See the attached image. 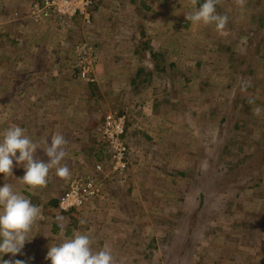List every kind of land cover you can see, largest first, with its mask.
Masks as SVG:
<instances>
[{"label":"rangeland","instance_id":"374dc122","mask_svg":"<svg viewBox=\"0 0 264 264\" xmlns=\"http://www.w3.org/2000/svg\"><path fill=\"white\" fill-rule=\"evenodd\" d=\"M34 1L0 0V133L22 127L45 163V141L64 135L70 176L61 179L53 168L46 187H30L18 179L24 168L15 160L12 176L0 173V186L9 183L41 209L21 252L2 259L51 264L49 247L80 232L94 250H110L114 264L264 263V186H253L256 177L264 185V158L252 162L256 177L243 182L249 177L221 178L217 159L197 171L196 153L212 150L220 133L240 139L264 132V0L243 7L219 0L217 13L228 16L223 31L186 20L199 1L96 0L90 23L76 18L69 26L34 21L27 14ZM80 41L95 53L92 81L75 75ZM140 67L147 72L136 76ZM242 82L251 86L243 91ZM109 112L125 116L127 169L95 172L105 189L78 213L61 212L69 210L49 202L73 176L96 163L110 168L97 134ZM190 170L192 177L181 175ZM225 179L243 183L216 192L212 182ZM186 240L188 252L181 251Z\"/></svg>","mask_w":264,"mask_h":264},{"label":"clouds","instance_id":"9594fccd","mask_svg":"<svg viewBox=\"0 0 264 264\" xmlns=\"http://www.w3.org/2000/svg\"><path fill=\"white\" fill-rule=\"evenodd\" d=\"M197 3L198 0H192L194 6ZM218 3L219 0H204L193 12L185 14V18L194 25L214 24L217 31H223L228 16L217 13ZM235 3L243 7L245 0H235ZM250 86V82H242L240 88L246 91ZM249 103H252L251 99ZM261 111L259 107L255 109L257 115ZM45 143L46 147L43 149L50 158L47 163L39 157H34L39 145L25 135V129L20 126L8 127L0 133V173L12 176L15 160L17 165L24 168V175L18 179L30 187H46L49 171L53 168L57 177L69 178L70 169L65 160L67 140L64 135H52L50 146L46 141ZM61 161H64L63 165ZM40 213L38 205L33 204L23 194L15 192L9 183L0 186V264H26L23 260L10 261L3 260L2 257L7 253L16 256L21 252L25 241L29 239L26 233L30 231ZM85 223V220H80L81 225ZM92 244L93 241L88 234L74 232L70 238L50 246L45 259L50 260L51 264H114L110 250H94Z\"/></svg>","mask_w":264,"mask_h":264},{"label":"built area","instance_id":"2783aa9c","mask_svg":"<svg viewBox=\"0 0 264 264\" xmlns=\"http://www.w3.org/2000/svg\"><path fill=\"white\" fill-rule=\"evenodd\" d=\"M96 0H37L30 4L27 14L34 21L48 22L54 20L60 24L70 25L76 18L85 23L91 22L90 7ZM74 49L75 75L80 79L92 81V64L94 51L86 42H77ZM125 116L107 113L97 128V134L104 144L103 153L110 158V168L96 163L89 172H81L73 176L67 183L65 191L59 198L58 205L62 210H70L83 206L94 199L104 187L94 177L95 172H109L127 169L128 144L125 133ZM116 166H115V165ZM119 174V173H116Z\"/></svg>","mask_w":264,"mask_h":264},{"label":"trees","instance_id":"16d2710c","mask_svg":"<svg viewBox=\"0 0 264 264\" xmlns=\"http://www.w3.org/2000/svg\"><path fill=\"white\" fill-rule=\"evenodd\" d=\"M198 1H199V6H200V4H202L204 2V0H198ZM97 6H98V4H95V5L90 7L89 11L91 10V14L97 8ZM260 18H263V17L260 16L259 21H260L261 25H264V21H263L264 19H260ZM143 35H144V32H143ZM137 46H139V45H137ZM188 46H185L184 48H186ZM137 70L138 71H136L137 72L136 76H138V75L140 76V73L141 72L144 73V71H145V69L143 67H140ZM145 72H147V71H145ZM86 86L89 87V89L92 91L98 90V87H97L95 82H87ZM118 113L122 114V111H119ZM118 113H117V115H118ZM226 120H228V119H226V117H224L222 121L225 122ZM233 127H234L233 130H235V128H240L241 127L240 121L237 120L233 124ZM126 134H127V129H125L124 136H126ZM220 134L222 135V137L219 138L218 140H215V143L212 144V146H211L212 150H210L208 153L205 151H202L203 150L202 148L200 150L196 151L197 155L199 156V169L197 171H199L200 167H203L205 165V163H209L210 161L217 159V165L219 167L217 172L219 170L222 171L221 178H224V177L227 178V176L230 175V176H233L234 181H235L240 176H241L240 179H242L243 175H246L249 177V179L248 180L246 179L243 182L251 181L252 179H254V177H256V176H253V173L251 172V168L253 166L252 162L255 159L257 161V160H260L261 158H264V155H263V153H264V132L255 131L253 129L248 130L247 134L249 136H247V137L244 136L243 138H240V139H237L234 136L231 137L229 134H227V132H224L223 134L220 133ZM99 139H100V137H99ZM103 146H104V144H103ZM262 155H263V157H262ZM169 174H172V172L169 171ZM181 175H186L189 178V177L193 176V172L190 170L189 172L181 173ZM216 179H218V178H216ZM218 181L220 183H217ZM234 181L232 180V182H234ZM256 181L259 182L260 185H259V187H256L257 184L255 183L253 185V186H255V188H260V187L264 186L263 184H261L262 181H260L258 179V177H256ZM213 184H215L214 190L216 192L222 191L224 189V192L228 193V191L229 190L231 191V189L241 188V184L231 183L227 179H225L224 181H220V180L213 181L212 185ZM229 186H230V189L227 188ZM65 189L62 191V193L65 191ZM104 189L105 188H103V190ZM62 193H61V195H62ZM235 194L238 195L237 193H235ZM204 197L205 196L202 193L198 195V198L200 201H203ZM58 201H59V198H58V200H50L49 205L57 208L58 207ZM221 201H222V199H221ZM232 204H233V202H232ZM235 204H237V203L234 202V205ZM203 206H204V201L201 205V208ZM83 208H84V206L83 207L81 206L78 208L71 209L69 211H61V212L78 213V211L82 210ZM72 220L76 221V219L74 217L72 218ZM70 223L72 224L71 221H70ZM176 237L183 238L181 235L176 236ZM180 238H178V239H180ZM187 243L188 242L186 240V242L184 243L185 247L183 246L184 248H182L181 251L185 250L186 252H188L190 250L189 247L191 245H189ZM178 245H179V243H175L174 241H172V243L170 245V247H171L170 251L172 252L173 249H176L175 246H178ZM186 245H189V247ZM173 252L177 253V251H173ZM184 257H188L187 253ZM262 264H264V263H262Z\"/></svg>","mask_w":264,"mask_h":264},{"label":"crops","instance_id":"0c3cea01","mask_svg":"<svg viewBox=\"0 0 264 264\" xmlns=\"http://www.w3.org/2000/svg\"><path fill=\"white\" fill-rule=\"evenodd\" d=\"M81 173V172H80Z\"/></svg>","mask_w":264,"mask_h":264}]
</instances>
